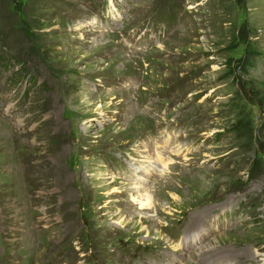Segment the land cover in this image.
I'll return each mask as SVG.
<instances>
[{
    "label": "rangeland",
    "instance_id": "rangeland-1",
    "mask_svg": "<svg viewBox=\"0 0 264 264\" xmlns=\"http://www.w3.org/2000/svg\"><path fill=\"white\" fill-rule=\"evenodd\" d=\"M0 264H264V0H0Z\"/></svg>",
    "mask_w": 264,
    "mask_h": 264
},
{
    "label": "bare ground",
    "instance_id": "bare-ground-1",
    "mask_svg": "<svg viewBox=\"0 0 264 264\" xmlns=\"http://www.w3.org/2000/svg\"><path fill=\"white\" fill-rule=\"evenodd\" d=\"M140 176H142V175H140ZM141 180H145L144 178H142V177H139ZM135 188V187H134ZM148 194V193H147ZM138 196L139 197H141V194H138ZM134 199V201H137V200H139V203L141 204L143 201H141V199L140 198H135V197H133ZM149 198H150V196H149ZM146 205V204H145ZM202 233H204V232H202ZM201 238V237H200ZM201 246V245H200ZM203 246V245H202ZM201 250V249H200Z\"/></svg>",
    "mask_w": 264,
    "mask_h": 264
}]
</instances>
